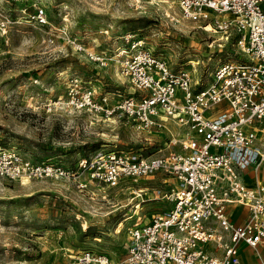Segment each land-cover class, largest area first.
I'll use <instances>...</instances> for the list:
<instances>
[{
  "label": "rangeland",
  "instance_id": "obj_1",
  "mask_svg": "<svg viewBox=\"0 0 264 264\" xmlns=\"http://www.w3.org/2000/svg\"><path fill=\"white\" fill-rule=\"evenodd\" d=\"M40 7L45 22L36 16ZM178 14L175 0H0V146L72 170L78 157L113 145L144 146L142 155L153 154L170 133H138L125 118L76 109L73 102L89 96L105 109L116 102V89H127L112 57L127 43L124 36L143 39L172 69L194 66L204 84L210 81L209 73L233 49L216 45L219 33L171 18ZM163 177L107 188L87 181L82 170L77 179L83 187L72 178L0 176V264H64L83 249L121 260L126 226L169 206L160 199L138 203L130 190H165Z\"/></svg>",
  "mask_w": 264,
  "mask_h": 264
},
{
  "label": "built area",
  "instance_id": "obj_2",
  "mask_svg": "<svg viewBox=\"0 0 264 264\" xmlns=\"http://www.w3.org/2000/svg\"><path fill=\"white\" fill-rule=\"evenodd\" d=\"M175 1L179 14L172 19L219 33L216 45L233 49L209 73L210 81L204 84L194 66L172 69L143 39L124 36L127 43L112 57L127 89H116V102L105 109L89 96L73 102L76 109L125 118L138 133H170L153 154L142 155L144 146L113 145L78 157L72 170L57 160L31 162L0 146V176L20 182L72 178L83 187L86 182L77 179L82 170L87 181L115 188L164 175L165 190H130L138 203L160 199L169 206L126 226L124 258L83 249L64 264H241L243 245L264 246V180L249 185L243 179L245 170L264 165V0ZM36 16L46 21L43 8ZM237 207L245 209L242 222L233 220Z\"/></svg>",
  "mask_w": 264,
  "mask_h": 264
},
{
  "label": "crops",
  "instance_id": "obj_3",
  "mask_svg": "<svg viewBox=\"0 0 264 264\" xmlns=\"http://www.w3.org/2000/svg\"><path fill=\"white\" fill-rule=\"evenodd\" d=\"M243 179L249 185L255 184L258 180L263 181L264 165L258 170H245L243 173ZM234 211L235 215L233 216V220L236 222H242L246 215L245 209L237 207ZM239 254L241 264H264V246L262 245L258 246L256 249L243 245Z\"/></svg>",
  "mask_w": 264,
  "mask_h": 264
},
{
  "label": "bare ground",
  "instance_id": "obj_4",
  "mask_svg": "<svg viewBox=\"0 0 264 264\" xmlns=\"http://www.w3.org/2000/svg\"><path fill=\"white\" fill-rule=\"evenodd\" d=\"M194 26V25H193ZM197 27V26H196ZM73 99V98H72Z\"/></svg>",
  "mask_w": 264,
  "mask_h": 264
}]
</instances>
